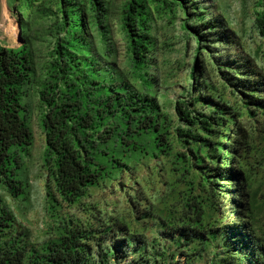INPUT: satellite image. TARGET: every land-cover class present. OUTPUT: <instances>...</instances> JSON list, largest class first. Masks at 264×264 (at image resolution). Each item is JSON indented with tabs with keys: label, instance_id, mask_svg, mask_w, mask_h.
I'll list each match as a JSON object with an SVG mask.
<instances>
[{
	"label": "trees",
	"instance_id": "1",
	"mask_svg": "<svg viewBox=\"0 0 264 264\" xmlns=\"http://www.w3.org/2000/svg\"><path fill=\"white\" fill-rule=\"evenodd\" d=\"M6 2L0 264H264V0Z\"/></svg>",
	"mask_w": 264,
	"mask_h": 264
},
{
	"label": "rangeland",
	"instance_id": "2",
	"mask_svg": "<svg viewBox=\"0 0 264 264\" xmlns=\"http://www.w3.org/2000/svg\"><path fill=\"white\" fill-rule=\"evenodd\" d=\"M234 11V15L240 20H247L251 9L250 0H226ZM16 20L11 16L6 0H0V42L3 46L16 48L20 42L17 39ZM37 108L33 107L31 130L34 143L27 161L28 178L32 185L30 208L25 211L26 219L31 221V227L35 228L41 216L40 203L43 195V179L40 166V154L43 147V133L37 122ZM30 226V225H29Z\"/></svg>",
	"mask_w": 264,
	"mask_h": 264
},
{
	"label": "water",
	"instance_id": "3",
	"mask_svg": "<svg viewBox=\"0 0 264 264\" xmlns=\"http://www.w3.org/2000/svg\"><path fill=\"white\" fill-rule=\"evenodd\" d=\"M17 24V23H16ZM16 28H17V39H18V41H19V32H20V26H19V24H17L16 25Z\"/></svg>",
	"mask_w": 264,
	"mask_h": 264
},
{
	"label": "bare ground",
	"instance_id": "4",
	"mask_svg": "<svg viewBox=\"0 0 264 264\" xmlns=\"http://www.w3.org/2000/svg\"><path fill=\"white\" fill-rule=\"evenodd\" d=\"M17 30V29H16Z\"/></svg>",
	"mask_w": 264,
	"mask_h": 264
},
{
	"label": "clouds",
	"instance_id": "5",
	"mask_svg": "<svg viewBox=\"0 0 264 264\" xmlns=\"http://www.w3.org/2000/svg\"><path fill=\"white\" fill-rule=\"evenodd\" d=\"M20 42V41H19Z\"/></svg>",
	"mask_w": 264,
	"mask_h": 264
}]
</instances>
